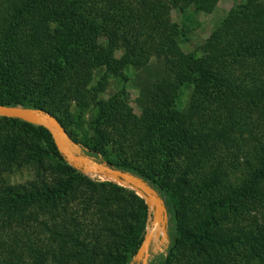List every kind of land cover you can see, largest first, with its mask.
Masks as SVG:
<instances>
[{
    "label": "trees",
    "instance_id": "16d2710c",
    "mask_svg": "<svg viewBox=\"0 0 264 264\" xmlns=\"http://www.w3.org/2000/svg\"><path fill=\"white\" fill-rule=\"evenodd\" d=\"M215 3L0 0V104L49 112L93 160L156 191L170 241L147 264H264V0L231 7L194 51L168 17ZM95 34L108 50L87 44ZM151 53L162 75L140 113L125 96L99 99L96 70L102 80ZM22 167L30 177L11 184ZM148 218L132 189L63 160L45 128L0 116V264H129Z\"/></svg>",
    "mask_w": 264,
    "mask_h": 264
},
{
    "label": "rangeland",
    "instance_id": "374dc122",
    "mask_svg": "<svg viewBox=\"0 0 264 264\" xmlns=\"http://www.w3.org/2000/svg\"><path fill=\"white\" fill-rule=\"evenodd\" d=\"M241 1L244 0H216L213 9L207 13L203 11H194L192 5H187L181 10L172 7L168 13L169 20L175 22L185 33V39L179 42L180 49L184 52L194 51L196 46L200 44L208 36L210 31L220 22L225 13ZM118 43V47L116 46L111 48V54L114 57L121 55L123 52L120 41H118ZM87 44H97L101 47V49L106 51L110 48L111 42L105 35L95 34L88 39ZM162 68V58L151 53L147 55V60L144 65L139 67L130 66L129 68L121 66L117 73L110 75L106 74V77L102 80L101 77L105 73V70L101 69L98 72L96 70L93 74L94 80L99 79L103 83V90L98 94V97L103 101L113 96H125V98L129 101V105L131 106L133 113L137 115L146 104L150 84L161 77ZM188 93V88L183 90L179 99L180 105H184V103H186ZM95 112V108L85 111L83 114L84 120L81 123V130L88 133L86 120L93 117ZM217 154H219L221 158L227 162L226 150L219 149L217 150ZM30 174L31 171L26 167L15 169L9 174L8 181L11 184L22 183L30 177ZM84 175L92 178H98L99 180L110 181L107 179L108 177L102 175ZM121 186L129 188L123 184H121ZM148 228L149 227H145V231ZM158 230L159 232L157 234H153L151 237L147 261L152 260L158 254H163L169 244L168 218L165 232L161 228Z\"/></svg>",
    "mask_w": 264,
    "mask_h": 264
},
{
    "label": "water",
    "instance_id": "95a60500",
    "mask_svg": "<svg viewBox=\"0 0 264 264\" xmlns=\"http://www.w3.org/2000/svg\"><path fill=\"white\" fill-rule=\"evenodd\" d=\"M0 116L16 118L33 125L42 126L48 131L53 145L61 154L63 160L75 169L83 174H96L113 178L116 180L115 183L129 187L143 198L149 211V218L146 222V227H149V229L145 231L129 264L131 262L147 264L149 245L152 237L151 229L159 226L165 232L167 222L166 206L156 191L140 177L127 171L113 168L105 162L93 160V158L84 153L80 144L67 134L58 120L47 111L31 107L0 104ZM83 166L89 172L84 173L81 169Z\"/></svg>",
    "mask_w": 264,
    "mask_h": 264
},
{
    "label": "bare ground",
    "instance_id": "6f19581e",
    "mask_svg": "<svg viewBox=\"0 0 264 264\" xmlns=\"http://www.w3.org/2000/svg\"><path fill=\"white\" fill-rule=\"evenodd\" d=\"M81 169H82V171H83L84 173L89 172V171L87 170V168H85L84 166H83V168H81ZM86 174H87V173H86ZM105 177H106V176H105ZM107 179L116 182V180L113 179V178L108 177ZM159 228H160L159 226H155V227H153V228L151 229L152 236H153V234H157V233L159 232V230H158ZM148 229H149V228H148Z\"/></svg>",
    "mask_w": 264,
    "mask_h": 264
}]
</instances>
